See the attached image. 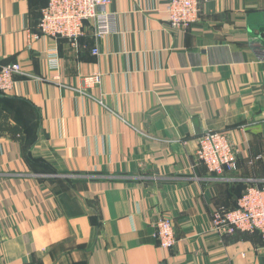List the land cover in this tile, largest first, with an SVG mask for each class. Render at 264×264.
Returning a JSON list of instances; mask_svg holds the SVG:
<instances>
[{"label":"crops","instance_id":"0c3cea01","mask_svg":"<svg viewBox=\"0 0 264 264\" xmlns=\"http://www.w3.org/2000/svg\"><path fill=\"white\" fill-rule=\"evenodd\" d=\"M46 4L0 0V67L24 72L0 93V263L264 264L259 233L211 229L264 186V0L202 1L185 31L167 0H112L115 31L87 22L77 46L36 38ZM206 131L227 133L236 172L198 163Z\"/></svg>","mask_w":264,"mask_h":264},{"label":"built area","instance_id":"2783aa9c","mask_svg":"<svg viewBox=\"0 0 264 264\" xmlns=\"http://www.w3.org/2000/svg\"><path fill=\"white\" fill-rule=\"evenodd\" d=\"M112 0H49L42 10L38 22L36 35L47 37L54 41L68 40L77 46L84 36V27L87 22L98 21V37L109 35L115 31V16L102 10L110 5ZM202 1L208 0H167L168 23L172 30L185 31L199 21ZM55 57L51 59L52 67L58 64L56 50H52ZM97 54V51H93ZM18 64H9L0 67V93L7 94L13 90L15 78L23 75ZM103 76L91 75L86 78L85 84L100 85ZM199 151L197 161L206 165L212 175L221 176L226 172L237 171L238 152L231 145L227 134L206 132L198 138ZM158 246L163 250L172 251L177 242L172 219L162 216L157 221ZM212 229L219 236L234 237L238 234L260 233L264 244V186L253 185L247 188L238 205L233 210L216 211L212 217ZM1 264V263H0Z\"/></svg>","mask_w":264,"mask_h":264},{"label":"trees","instance_id":"16d2710c","mask_svg":"<svg viewBox=\"0 0 264 264\" xmlns=\"http://www.w3.org/2000/svg\"><path fill=\"white\" fill-rule=\"evenodd\" d=\"M48 1L49 0H47V4H48ZM47 4L40 10V17H39V20H38V22L40 21V19H41V16H42V10L47 6ZM39 24V23H38ZM2 94V93H1ZM0 94V98H2V99H6L5 97H3L2 95ZM126 182H129V183H133V182H135V180L133 179V178H130L129 180H126ZM261 187H263V186H261ZM247 190V189H246ZM245 190V191H246ZM242 195H243V193H242ZM242 195H241V197H242ZM240 199V198H239ZM238 199V200H239ZM237 205H238V202H237ZM237 205H236V207H237ZM236 207H234L233 209H235ZM222 209H224V210H233V209H231V208H222ZM222 209H220V210H222ZM255 233H258V232H255Z\"/></svg>","mask_w":264,"mask_h":264},{"label":"rangeland","instance_id":"374dc122","mask_svg":"<svg viewBox=\"0 0 264 264\" xmlns=\"http://www.w3.org/2000/svg\"><path fill=\"white\" fill-rule=\"evenodd\" d=\"M206 132H213V131H206ZM206 132H205V133H206ZM221 132L223 133V131H220V132H213V133H219V134H220ZM224 133L227 134L226 132H224ZM203 134H204V133H203ZM202 136H203V135H202ZM231 145H232V144H231ZM232 146H233V145H232ZM198 148H199V143H198V146H197V153H198V151H199ZM235 150H236V148H235ZM197 153H196V157H197ZM205 167H206V165H205ZM206 168H207V167H206ZM207 171H208V168H207ZM235 172H236V171H235ZM208 173L210 174V172H208ZM210 175H212V173H211ZM213 176H216V175H213ZM217 177H219V176H217ZM245 192H246V191H245ZM245 192H244V193H245ZM240 198H241V197H240ZM162 216H163V215H162ZM162 216H161V217H162ZM159 218H160V217H159ZM157 221H158V219H157ZM157 223H158V222H157ZM157 223H155V229H156V230H157ZM172 224H173V221H172ZM172 229L174 230V228H172ZM211 229H212V223H211ZM174 232H175V230H174ZM259 234H260V233H259ZM175 235H176V234H175ZM261 238H262V237H261ZM157 242H158V241H157Z\"/></svg>","mask_w":264,"mask_h":264}]
</instances>
